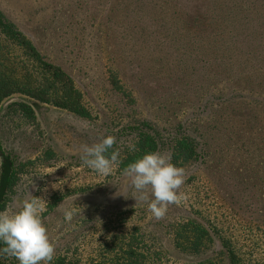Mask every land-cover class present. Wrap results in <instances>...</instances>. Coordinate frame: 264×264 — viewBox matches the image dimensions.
<instances>
[{"label":"rangeland","instance_id":"374dc122","mask_svg":"<svg viewBox=\"0 0 264 264\" xmlns=\"http://www.w3.org/2000/svg\"><path fill=\"white\" fill-rule=\"evenodd\" d=\"M0 10L71 78L88 112L20 93L0 101V146L17 168L1 211L42 198L53 259L102 264L101 243L133 231L152 264H228L220 239L197 254L174 246L191 221L221 228L239 264H264V0H0ZM136 119L159 133V152L184 132L196 143L197 158L176 165L187 198L160 220L123 172L103 176L80 158L81 145L123 136Z\"/></svg>","mask_w":264,"mask_h":264},{"label":"trees","instance_id":"16d2710c","mask_svg":"<svg viewBox=\"0 0 264 264\" xmlns=\"http://www.w3.org/2000/svg\"><path fill=\"white\" fill-rule=\"evenodd\" d=\"M20 93L42 103H48L65 109L77 116L87 117L88 112L83 104L80 91L71 78L56 64L48 60L26 35L4 12L0 10V101L12 94ZM17 110L26 118H32L33 112L23 102H15ZM133 130H124L123 136L116 137V144L109 149H120V160L116 167L123 172L128 164L142 158L143 155L156 152L161 145V137L145 120L136 119ZM125 126V127H128ZM137 126V127H136ZM134 144L136 150L129 148ZM196 143L189 134L175 135L167 147L171 162L182 165L184 162L197 158ZM17 168L10 156L0 146V211L8 201V193L16 180ZM184 223L181 230L174 233V246L181 252L197 254L201 246L208 241L214 246L222 240L226 248L228 264H239L240 259L233 251V245L226 239L222 229L211 224ZM213 224V223H212ZM133 231H118L119 235L101 243L100 256L102 264H152L155 258L150 256V248L144 240L132 233ZM225 238V239H224ZM2 244V246H1ZM5 245L0 242V248ZM50 264H81L77 260L58 256ZM85 264V263H82ZM98 264V263H95ZM182 264H211L209 261L187 262Z\"/></svg>","mask_w":264,"mask_h":264},{"label":"clouds","instance_id":"9594fccd","mask_svg":"<svg viewBox=\"0 0 264 264\" xmlns=\"http://www.w3.org/2000/svg\"><path fill=\"white\" fill-rule=\"evenodd\" d=\"M114 144L116 137L108 135L91 145H81L82 163L100 175H110L113 168L122 162L119 148L108 154ZM129 148L136 150L134 144H130ZM123 174L130 178L134 188L132 197L136 203L146 202L156 220L166 216L170 205H179L187 198L180 191L186 180L185 169L173 164L169 153H147L128 164ZM43 201L33 197L26 199L15 213L0 211V242L5 245L0 248V255L14 257L19 264H48L53 260L56 243L42 219ZM73 214V210H65V219L70 221Z\"/></svg>","mask_w":264,"mask_h":264}]
</instances>
